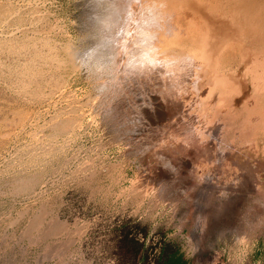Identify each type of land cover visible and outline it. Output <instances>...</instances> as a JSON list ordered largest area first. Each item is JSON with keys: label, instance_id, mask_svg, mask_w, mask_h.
<instances>
[{"label": "rangeland", "instance_id": "rangeland-1", "mask_svg": "<svg viewBox=\"0 0 264 264\" xmlns=\"http://www.w3.org/2000/svg\"><path fill=\"white\" fill-rule=\"evenodd\" d=\"M176 3L0 0V264H264V0Z\"/></svg>", "mask_w": 264, "mask_h": 264}, {"label": "bare ground", "instance_id": "bare-ground-1", "mask_svg": "<svg viewBox=\"0 0 264 264\" xmlns=\"http://www.w3.org/2000/svg\"><path fill=\"white\" fill-rule=\"evenodd\" d=\"M155 1V3L158 5V4H160V2L162 1V0H154ZM156 1H158V2H156ZM177 3H176V5H179V4H181L182 5V7H186V6H188V7H191L193 10H194V13H193V17H192V19L191 20H189L188 22H187V24H188V29H190V31H192V35H194V37H193V42H195V43H197L198 41H199V43H200V41L202 40H200V37H199V35H197L196 33H198L195 29H194V25L195 24H197V15L202 19V22L201 23H204V25L203 26H205V28H206V32L205 33H202V35L205 37H207V31L209 30V36H211L212 38H213V41H215V42H218V43H220V45H222V43H223V45L225 44V43H227V41L226 40H228L229 38H233V40H236L237 39V37L240 39V37H241V33L243 32V29H242V25L241 24H239L238 22H239V11H240V8H241V4H242V0H229L228 1V5L227 6H229V7H227V10L225 11V8H224V10H220V11H217V10H214V7H216L217 5H218V3L217 2H219L220 0H211V1H213L214 3H209L208 1H207V3H205V4H203V3H201V5L198 3V1L197 0H175ZM175 5V6H176ZM175 6L173 7V8H175ZM207 7H209V9L207 8ZM226 12H229L230 13V15H229V17H230V20L232 21V23L234 24H232V27L230 26V23H227L225 20H224V18H223V16L224 15H226L225 13ZM155 13V12H154ZM186 13V12H185ZM159 14V13H158ZM183 14H184V12H183ZM186 16H187V13H186ZM250 17H252V15L250 16ZM239 19V20H238ZM144 21V20H143ZM148 22H149V20H148ZM145 23V22H144ZM142 24V23H141ZM147 24V23H146ZM157 24H158V26H159V28H160V25H159V22H158V20H157ZM177 26H178V23H177ZM143 28V27H142ZM183 29V28H182ZM169 31H170V34L172 33V31L169 29ZM195 36H197V37H195ZM226 37L228 38V39H226ZM206 40V39H205ZM223 40V41H222ZM240 42V41H239ZM230 44V45H229ZM151 46V45H150ZM233 46H236L237 48H238V51H240L241 53L244 51V54H245V57L247 58V55H248V53H247V51L245 50V49H243L242 47H241V45H240V43H233V44H231V43H229V41H228V45H226L223 49L224 50H230L231 49V47L233 48ZM228 47V48H227ZM149 48V47H148ZM207 48V46H206V44H205V48H201L200 49V53L199 52H197V53H199V55H200V58H198V59H200L201 61H200V64H199V72H198V74L196 75V77H197V80H198V83L200 84V83H202L203 82V80L204 81H207L208 83H210V82H212V84H213V86H222V85H224V83H225V81H224V79L223 78H218V77H216V76H210V74H209V72L213 69V66H212V63H211V61H210V59L208 58V56L210 55V52H211V48H210V52H208V50L209 49H206ZM236 48V49H237ZM222 50V49H221ZM232 50V49H231ZM196 51L194 50V53H195ZM236 52V51H235ZM17 53V52H16ZM37 53V52H36ZM250 56V55H249ZM207 59V61H206V63H205V60ZM208 64H210V66L208 65ZM207 65H208V67H207ZM29 67V66H28ZM211 67H212V69H211ZM31 68V67H30ZM27 69V68H26ZM221 69V68H220ZM28 70V69H27ZM30 70V69H29ZM32 70V69H31ZM207 71V72H206ZM230 71V70H229ZM30 72V71H29ZM27 74V73H26ZM208 76H207V75ZM221 74V73H220ZM223 74H224V72H223ZM232 74V73H231ZM228 75V74H227ZM33 76V75H32ZM218 76V75H217ZM225 77V76H224ZM228 77V76H227ZM233 77V76H232ZM242 79V78H241ZM229 80H231V79H229ZM233 81V80H232ZM197 83V84H198ZM230 85V84H229ZM234 85V84H233ZM224 88V87H223ZM225 88H227V87H225ZM22 89V88H21ZM232 89H235V87H232ZM222 90H224V89H222ZM117 114V113H116ZM131 114V113H130ZM128 115V114H127ZM78 118V117H77ZM129 118V117H128ZM58 119V118H57ZM130 119V118H129ZM56 120V119H55ZM75 120H77V119H75ZM54 121V120H53ZM78 123V122H77ZM119 123H120V121H119ZM73 124H74V122H73ZM75 125V124H74ZM54 128V127H53ZM57 130V129H56ZM67 131V130H66ZM65 131V132H66ZM58 132V131H57ZM153 132V131H152ZM50 133V132H49ZM63 133V132H62ZM35 134V133H34ZM67 134V133H66ZM139 134V133H138ZM36 135V134H35ZM145 135V134H144ZM42 137V136H41ZM36 139V138H35ZM38 140V139H37ZM50 141V140H49ZM37 142V141H36ZM131 142V141H130ZM146 143V142H145ZM150 143V142H149ZM47 144V143H46ZM33 145V144H32ZM45 145V144H44ZM31 146V145H30ZM147 146V145H146ZM42 147H44V146H42ZM41 147V148H42ZM34 148H36V147H34ZM39 148V147H38ZM33 149V148H32ZM43 149V148H42ZM28 150H31V148L30 149H28ZM37 150V149H36ZM32 151V150H31ZM33 151H35V150H33ZM30 152V151H29ZM26 153V152H25ZM36 153V152H35ZM49 153V152H48ZM35 154H33V156H34ZM178 156V155H177ZM176 157V156H175ZM179 161H181V160H179ZM43 163V162H42ZM45 163V162H44ZM32 164V163H31ZM177 164V163H176ZM44 166H46L45 164H43ZM42 165V166H43ZM37 168V167H36ZM42 168V167H41ZM41 168H40V170H41ZM168 169V168H167ZM36 170H38V168L36 169ZM33 171V170H32ZM42 171V170H41ZM40 172L38 171V174H39ZM24 174V173H23ZM22 174V175H23ZM34 174V173H33ZM41 174V173H40ZM177 174V173H176ZM32 175V174H31ZM245 175V174H244ZM33 176V175H32ZM37 176V175H36ZM25 177V175L23 176V178ZM30 177V176H29ZM254 177V176H253ZM17 178V176L15 177V180H17L16 179ZM27 178H28V176H27ZM33 178H35V176L33 177ZM39 178H40V176H39ZM38 178V179H39ZM19 179H22V178H19ZM29 179H31V178H29ZM38 179H37V177H36V180L38 181ZM166 179V178H165ZM28 180V179H27ZM33 180V179H32ZM35 180V181H36ZM34 181V180H33ZM36 181V182H37ZM28 181H26V183H27ZM158 182V181H157ZM23 183V182H22ZM20 183H18V185L17 186H19L20 187V185H19ZM30 184H31V182H30ZM28 185V184H27ZM244 185H246V184H244ZM24 186H26V184L24 185ZM23 186V187H24ZM32 186V185H31ZM134 186V185H133ZM137 186V185H136ZM98 188V187H97ZM135 188V187H134ZM20 189H23V188H20ZM145 189V188H144ZM148 189V188H147ZM242 189V188H241ZM98 191V190H97ZM93 192V191H92ZM132 192V191H131ZM249 192V191H248ZM203 193V192H202ZM263 194V193H262ZM261 196V195H260ZM264 196V195H263ZM207 198V197H206ZM238 200V199H237ZM233 201H234V199H233ZM264 203V202H263ZM236 204V203H235ZM257 204V203H256ZM261 205H263L262 203H260ZM260 205V206H261ZM156 206V205H155ZM235 207V206H234ZM256 207V206H255ZM228 208V207H227ZM226 208V209H227ZM238 208V207H237ZM263 208H264V206H263ZM262 208V209H263ZM258 209H260V208H258ZM228 210H229V208H228ZM235 210V209H234ZM238 210V209H237ZM253 210V209H252ZM224 211V210H223ZM232 211H233V209H232ZM260 211V210H259ZM263 211V210H262ZM39 212V211H38ZM236 212V214L235 215H239V214H237V211H235ZM181 213V212H180ZM230 214H231V211L229 212ZM240 213V212H239ZM252 213V212H251ZM199 214V213H198ZM233 214V213H232ZM249 214V213H248ZM23 215V214H22ZM204 215V214H203ZM234 215V214H233ZM252 215V214H251ZM37 216V215H36ZM199 216V215H198ZM201 216V215H200ZM43 217V216H42ZM229 217H231V222L233 223V225H236L237 226V229H240V227L242 228V226H241V224L238 222H235V220H233L232 219V215H230ZM234 217V216H233ZM236 217V216H235ZM235 217H234V219H235ZM257 217V216H256ZM237 218V217H236ZM245 218V217H244ZM248 218H250V217H248ZM248 218H247V220H248ZM227 219V218H226ZM226 219H224V222H228V221H225ZM256 219H258V218H256ZM38 220V218H36V219H34V221H33V219H32V221H33V223H35L36 221ZM253 220V219H252ZM230 222V223H231ZM37 223V222H36ZM59 223V222H58ZM57 223V224H58ZM207 223V222H206ZM225 224V223H224ZM227 224V223H226ZM228 224H229V222H228ZM253 224V223H252ZM256 224V223H255ZM255 224H253V226L255 225ZM35 225V224H34ZM61 225H63V224H61ZM232 225V226H233ZM243 225V224H242ZM36 226V225H35ZM53 226H55L54 224H52V227ZM65 226V225H64ZM63 226V227H64ZM229 226V225H228ZM231 226V225H230ZM244 226V225H243ZM33 227V226H32ZM49 227V226H48ZM51 227V226H50ZM61 228V226L58 224V226L56 227L55 226V228L54 229H58V228ZM62 227V228H63ZM28 228V227H27ZM59 228V229H60ZM60 229V230H62L63 231V229ZM65 228H67V227H65ZM64 228V229H65ZM253 228V227H252ZM251 228V229H252ZM48 229V228H47ZM236 229V228H235ZM243 229H245V228H243ZM31 230V229H30ZM247 230V229H246ZM47 231V230H46ZM45 231V232H46ZM67 231H69V230H67ZM207 231V230H206ZM237 231V230H236ZM42 233H44V232H42ZM50 233H51V230H50ZM53 234H54V232H52ZM63 233V232H62ZM48 234H49V232H48ZM67 234V233H66ZM50 235V234H49ZM55 235V234H54ZM60 235V234H59ZM46 236V235H45ZM52 236V235H51ZM199 236V235H198ZM61 237V236H60ZM66 237V236H65ZM36 238V237H35ZM38 238H40L39 236H38ZM44 238L45 237H43V240H44ZM42 239V238H41ZM202 240V239H201ZM60 243V242H59ZM58 242L56 243V244H59ZM48 246V245H47ZM54 246H56V245H54ZM58 247V246H57Z\"/></svg>", "mask_w": 264, "mask_h": 264}, {"label": "trees", "instance_id": "trees-1", "mask_svg": "<svg viewBox=\"0 0 264 264\" xmlns=\"http://www.w3.org/2000/svg\"><path fill=\"white\" fill-rule=\"evenodd\" d=\"M164 264H190L189 260L184 259V254L177 248L167 253Z\"/></svg>", "mask_w": 264, "mask_h": 264}, {"label": "crops", "instance_id": "crops-1", "mask_svg": "<svg viewBox=\"0 0 264 264\" xmlns=\"http://www.w3.org/2000/svg\"><path fill=\"white\" fill-rule=\"evenodd\" d=\"M184 259H186V257L184 256Z\"/></svg>", "mask_w": 264, "mask_h": 264}]
</instances>
